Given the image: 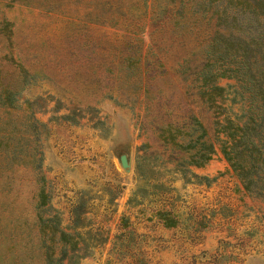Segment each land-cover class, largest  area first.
Here are the masks:
<instances>
[{
	"label": "rangeland",
	"instance_id": "rangeland-1",
	"mask_svg": "<svg viewBox=\"0 0 264 264\" xmlns=\"http://www.w3.org/2000/svg\"><path fill=\"white\" fill-rule=\"evenodd\" d=\"M168 2L0 0V91L17 90L18 104L34 100L45 123L39 164L21 163L15 150L30 111L0 108V138L10 143L0 142V264H48L41 188L45 215L70 231L83 195L87 223L78 230L91 231L73 264H264L258 202L220 150L189 171L164 161L158 123L191 109L213 126L190 84L212 24L195 27L190 13L179 22L171 4L162 8ZM230 82L220 80L223 105L240 111Z\"/></svg>",
	"mask_w": 264,
	"mask_h": 264
},
{
	"label": "trees",
	"instance_id": "trees-1",
	"mask_svg": "<svg viewBox=\"0 0 264 264\" xmlns=\"http://www.w3.org/2000/svg\"><path fill=\"white\" fill-rule=\"evenodd\" d=\"M170 4L179 22H185L190 13L193 26L199 28L203 20L212 24L203 62L189 74L191 86L212 109L213 126L209 128L191 109L158 123L155 129L164 161L189 171L193 165H204L219 149L244 190L258 202L259 213L264 218V0H169L162 8L165 10ZM224 77L234 79L229 83L234 85L231 102L240 100V111H230L223 105L226 87L220 80ZM16 92L5 85L0 91V108H23L25 113L30 111L27 116L32 118L15 155H20L17 161L21 163L39 164L37 140L45 123L32 111L34 100L25 99L24 105L18 104ZM67 109L70 113L71 108ZM0 142L4 148L9 147V141L2 143L0 138ZM117 189L114 194L118 193ZM112 190H115L113 186ZM82 196L71 207L68 227L73 230L70 231L60 225L56 213L45 215L47 194L40 189L36 217L48 264H73L75 257L81 255L85 244L82 234L91 231L90 228L78 230L87 223Z\"/></svg>",
	"mask_w": 264,
	"mask_h": 264
},
{
	"label": "water",
	"instance_id": "water-1",
	"mask_svg": "<svg viewBox=\"0 0 264 264\" xmlns=\"http://www.w3.org/2000/svg\"><path fill=\"white\" fill-rule=\"evenodd\" d=\"M120 162L122 165H129V161L127 159V156L125 154L120 155Z\"/></svg>",
	"mask_w": 264,
	"mask_h": 264
}]
</instances>
